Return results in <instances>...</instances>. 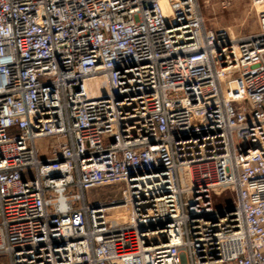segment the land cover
Returning a JSON list of instances; mask_svg holds the SVG:
<instances>
[{
    "label": "built area",
    "instance_id": "obj_1",
    "mask_svg": "<svg viewBox=\"0 0 264 264\" xmlns=\"http://www.w3.org/2000/svg\"><path fill=\"white\" fill-rule=\"evenodd\" d=\"M0 264H264V9L0 0Z\"/></svg>",
    "mask_w": 264,
    "mask_h": 264
},
{
    "label": "rangeland",
    "instance_id": "obj_2",
    "mask_svg": "<svg viewBox=\"0 0 264 264\" xmlns=\"http://www.w3.org/2000/svg\"><path fill=\"white\" fill-rule=\"evenodd\" d=\"M223 2H226L225 6ZM198 4L208 28L228 30L235 37L255 34L258 31V14L264 9L254 5L252 0H198ZM118 194L116 188L92 193L101 200L118 197ZM218 201L232 204V196L227 193Z\"/></svg>",
    "mask_w": 264,
    "mask_h": 264
},
{
    "label": "bare ground",
    "instance_id": "obj_3",
    "mask_svg": "<svg viewBox=\"0 0 264 264\" xmlns=\"http://www.w3.org/2000/svg\"><path fill=\"white\" fill-rule=\"evenodd\" d=\"M256 5H259V4H256Z\"/></svg>",
    "mask_w": 264,
    "mask_h": 264
}]
</instances>
